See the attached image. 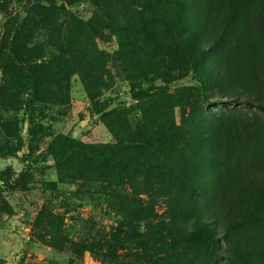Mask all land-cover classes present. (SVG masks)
Listing matches in <instances>:
<instances>
[{"label": "trees", "instance_id": "1", "mask_svg": "<svg viewBox=\"0 0 264 264\" xmlns=\"http://www.w3.org/2000/svg\"><path fill=\"white\" fill-rule=\"evenodd\" d=\"M10 1L0 0V10ZM80 1L94 6L88 20L68 16L64 5L53 0H32L27 16L18 14L14 24H6L1 37L0 106L14 107L17 87L25 86L39 101L50 97L66 102L63 96L73 74L90 96L110 87L106 55L96 42L107 38L106 30L116 39L126 78L150 84L130 90L137 123L126 109L99 116L114 143L94 146L64 134L51 137L46 156L57 168L55 183L87 182L95 187L96 199L120 218L112 242L134 232L138 221L157 228L165 248L199 246L217 254L218 239L231 237L232 248L244 259L248 256L249 264H264V247H255L245 235L236 236L231 225L232 220L239 227L264 224V171L257 172L252 163L256 157L264 159V131L256 123L248 126L257 141H251L253 148L247 151L231 140L221 116L199 107L242 102L264 111V95L249 82L258 83L256 61L264 63V0H61L67 5ZM222 25L224 37L218 42ZM40 33L45 45L61 54H52L33 70L29 67L33 57H42ZM221 44L237 45L233 72L223 65ZM170 68L190 72L197 87L196 104L178 120L174 110L184 111L186 104L181 92L170 90L183 85V78L169 77ZM231 73L241 82L227 84L230 93L225 99L212 98L209 80L230 79ZM240 83L244 87L246 83L251 97L238 96L244 94L237 90ZM50 86L61 94L56 96ZM0 126L8 128L5 123ZM161 192L173 212L167 222L168 241L154 221L152 200ZM123 226L130 230L123 231Z\"/></svg>", "mask_w": 264, "mask_h": 264}, {"label": "rangeland", "instance_id": "2", "mask_svg": "<svg viewBox=\"0 0 264 264\" xmlns=\"http://www.w3.org/2000/svg\"><path fill=\"white\" fill-rule=\"evenodd\" d=\"M31 1L19 0L16 3L12 0L0 10V61L4 27L14 24L18 14L27 16L26 10ZM53 2L58 6L64 5L68 16L74 15L81 20H88L94 12V6L88 1L74 5L62 4L61 0ZM63 19L67 21V18ZM223 29L222 25L218 42H222L224 37ZM104 33L107 38L96 42L101 53L106 55V66L112 78L110 87L90 96L78 76L73 74L66 96H63L66 102L56 98L51 100L50 97L48 101H39L31 94L30 87L25 86L17 87L20 92L14 107L0 106V125H8L5 129L0 126V264H249L248 256L244 259L232 248L231 237L218 239L215 245L217 254L213 249L199 246L165 248L162 244L165 238L156 234L157 228L149 229L138 221L135 222L134 232L129 231L130 227L123 226V231H129V234H123L117 242H112L111 237L120 218L118 213L96 199L95 187L87 182L55 183L57 168L46 156V146L51 137L64 134L94 146L114 143L99 116L112 109H126L130 120L137 123L138 111L130 90L150 84L149 81L137 82L126 78L116 39L106 30ZM37 37L38 41H43V49L42 57H33L29 64L33 70L52 54H61L58 49L45 45L41 33ZM219 47L223 65L233 72L234 63L238 60L237 45L227 47L221 44ZM212 54L209 51L206 55L211 59ZM256 62L258 83L249 82L264 95V63ZM168 75L173 80L183 78V85L170 90L171 93L181 92L186 104L184 111L174 110L178 120L182 112L187 115L190 107L196 104L197 87L190 81V72L186 74L184 70L170 68ZM1 76L0 66V83ZM229 76L230 79L209 80L212 98L225 99L230 93L227 84L240 81L236 73ZM243 84L246 87V83ZM236 87L244 93L243 96L238 94L241 99L251 97L241 83ZM50 88L56 96L61 94L56 86ZM199 107L207 114L221 116V124L228 129L231 140L247 147V151L253 148L250 142L257 141L253 127L248 129V126L256 123L264 131V111L242 102L200 104ZM2 151L10 154H2ZM252 163L258 167L257 172L264 171V159L258 161L256 157ZM140 197L150 199L144 194ZM166 200L165 193L161 192L153 197L152 203L157 214L154 221L162 227L168 241L167 222L172 208ZM126 212L122 211L123 214ZM234 222L232 220L231 225L236 236L245 235L255 247H264L263 223L239 227ZM150 231L154 234L151 235Z\"/></svg>", "mask_w": 264, "mask_h": 264}]
</instances>
